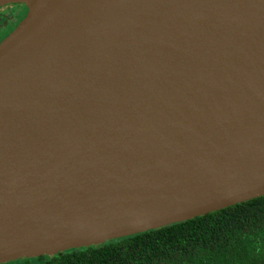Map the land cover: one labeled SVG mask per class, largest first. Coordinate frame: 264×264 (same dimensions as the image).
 <instances>
[{
	"label": "water",
	"instance_id": "1",
	"mask_svg": "<svg viewBox=\"0 0 264 264\" xmlns=\"http://www.w3.org/2000/svg\"><path fill=\"white\" fill-rule=\"evenodd\" d=\"M0 264L264 196V0H0Z\"/></svg>",
	"mask_w": 264,
	"mask_h": 264
},
{
	"label": "trees",
	"instance_id": "2",
	"mask_svg": "<svg viewBox=\"0 0 264 264\" xmlns=\"http://www.w3.org/2000/svg\"><path fill=\"white\" fill-rule=\"evenodd\" d=\"M15 264H264V196L165 227Z\"/></svg>",
	"mask_w": 264,
	"mask_h": 264
},
{
	"label": "rangeland",
	"instance_id": "3",
	"mask_svg": "<svg viewBox=\"0 0 264 264\" xmlns=\"http://www.w3.org/2000/svg\"><path fill=\"white\" fill-rule=\"evenodd\" d=\"M12 5L14 6V8H12V10H10L11 14H13V12H15V9L17 11V14L16 15H13V17H15L14 19V22H9L8 25L9 27H2L1 29H3L1 32H0V41L7 35V33H9L14 27L15 25L24 17L25 13H26V9H25V6L21 3H12ZM4 19L8 20V17H4ZM12 24V25H11ZM19 260H16V261H12V262H9L8 264H15L16 262H18Z\"/></svg>",
	"mask_w": 264,
	"mask_h": 264
},
{
	"label": "flooded vegetation",
	"instance_id": "4",
	"mask_svg": "<svg viewBox=\"0 0 264 264\" xmlns=\"http://www.w3.org/2000/svg\"><path fill=\"white\" fill-rule=\"evenodd\" d=\"M12 8H14V6L12 4H6V5H3L0 7V32L3 30V29H1L2 27H7V26L9 27V25H8L9 22H12V23L14 22L15 17H13V15H16L18 10L16 11V9H15V12H13V14H11L10 10H12ZM5 16L8 17V20L4 19Z\"/></svg>",
	"mask_w": 264,
	"mask_h": 264
}]
</instances>
